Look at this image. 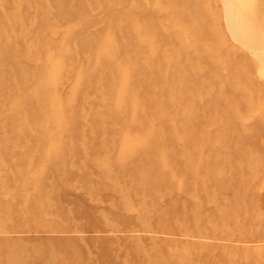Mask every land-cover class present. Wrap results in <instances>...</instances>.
Listing matches in <instances>:
<instances>
[{"label":"rangeland","instance_id":"374dc122","mask_svg":"<svg viewBox=\"0 0 264 264\" xmlns=\"http://www.w3.org/2000/svg\"><path fill=\"white\" fill-rule=\"evenodd\" d=\"M0 264H264V0H0Z\"/></svg>","mask_w":264,"mask_h":264},{"label":"bare ground","instance_id":"6f19581e","mask_svg":"<svg viewBox=\"0 0 264 264\" xmlns=\"http://www.w3.org/2000/svg\"><path fill=\"white\" fill-rule=\"evenodd\" d=\"M242 27V26H241ZM250 33V32H249ZM254 36V35H253ZM261 47V46H260Z\"/></svg>","mask_w":264,"mask_h":264}]
</instances>
